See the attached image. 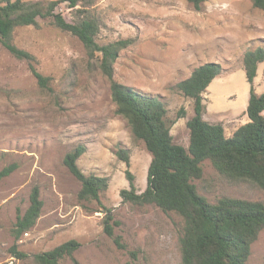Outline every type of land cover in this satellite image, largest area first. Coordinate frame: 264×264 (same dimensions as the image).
<instances>
[{"label":"rangeland","instance_id":"374dc122","mask_svg":"<svg viewBox=\"0 0 264 264\" xmlns=\"http://www.w3.org/2000/svg\"><path fill=\"white\" fill-rule=\"evenodd\" d=\"M94 7L101 44L133 41L121 50L114 78L162 96L176 142L189 146L187 121L194 114L192 100L176 83L206 62L220 63L224 71L204 93V118L222 123L227 136L249 120L251 85L243 58L247 50L264 46V10L252 0H207L201 9L187 0H96ZM57 11L74 20L68 2ZM14 42L34 60L17 58L0 42V169L17 163L0 180V264H34V254L71 239L81 243L74 253L80 264H182L183 218L154 204L123 200L121 190L131 189L128 173L136 192L146 189L152 155L116 113L111 83L98 58H90L78 37L50 19L17 27ZM31 62L50 77L48 87L38 84ZM254 86L257 93L264 92V61ZM182 107L187 114L177 118ZM79 144L86 147L78 159L84 173L108 178L100 203L79 199L82 184L64 164L65 155ZM120 148L128 150L129 165L118 157ZM194 183L210 201L223 196L264 201V189L249 181H230L209 160ZM34 185L40 187L44 205L35 226L17 242L29 257L17 259L10 252L12 228L28 208ZM107 209L114 217V236L104 230ZM59 264L73 262L65 257ZM247 264H264V229Z\"/></svg>","mask_w":264,"mask_h":264},{"label":"trees","instance_id":"16d2710c","mask_svg":"<svg viewBox=\"0 0 264 264\" xmlns=\"http://www.w3.org/2000/svg\"><path fill=\"white\" fill-rule=\"evenodd\" d=\"M201 9L207 0H187ZM68 2L74 10V20L69 22L57 7ZM255 7L264 10V0H252ZM96 0H0V42L19 59L34 60V56L14 42L17 27L38 25L39 19H50L63 31L70 32L84 44L90 58H98L102 72L111 83V95L116 113L123 116L134 136L142 140L152 155L147 172V186L136 192L133 175L129 174L131 189H122L124 201L134 204H154L164 212H175L184 224L179 236L182 264H247L252 245L264 229V201L223 196L210 201L202 195L194 179L203 176L204 161L209 160L216 171L232 182L249 181L264 189V92L257 93L254 80L258 66L264 61V46L245 52L243 58L246 78L250 83L247 106L249 120L227 136L222 123H211L204 118L206 92L210 83L224 71L217 62L197 66L191 75L176 83V88L193 102V116L187 121L189 146L175 141L171 132L168 109L160 95L142 92L114 78V64L122 49L132 39H119L101 44L97 37L101 21L96 15ZM99 54V56L97 55ZM30 68L41 87H48L50 77L42 74L31 62ZM182 107L177 118L185 117ZM86 151L77 145L64 157V164L81 182L78 193L81 201H100V194L108 186V178L86 174L78 165V159ZM118 157L130 164L127 149L120 148ZM17 168L11 163L0 169V180ZM44 201L38 185L32 187L30 204L23 214L17 215L12 228L15 243L11 255L26 259L29 254L18 247L24 232L32 229L41 215ZM114 217L106 210L104 230L114 236ZM116 243L122 245L119 237ZM81 243L68 240L53 249L33 255L34 264H59L69 257L73 264H80L75 251Z\"/></svg>","mask_w":264,"mask_h":264}]
</instances>
